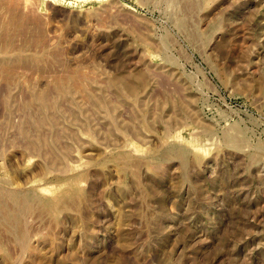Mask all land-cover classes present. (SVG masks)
Segmentation results:
<instances>
[{
  "label": "rangeland",
  "instance_id": "obj_1",
  "mask_svg": "<svg viewBox=\"0 0 264 264\" xmlns=\"http://www.w3.org/2000/svg\"><path fill=\"white\" fill-rule=\"evenodd\" d=\"M8 189L0 264H264V0H0Z\"/></svg>",
  "mask_w": 264,
  "mask_h": 264
},
{
  "label": "bare ground",
  "instance_id": "obj_2",
  "mask_svg": "<svg viewBox=\"0 0 264 264\" xmlns=\"http://www.w3.org/2000/svg\"><path fill=\"white\" fill-rule=\"evenodd\" d=\"M40 124L41 123H37V126H40ZM26 133L28 134V131H25V134ZM225 140L227 143H230L233 147H236L239 145V143L237 142L238 140L231 135H226ZM174 153L176 154V156L180 160H181L182 156H184V155H182V153L180 151L174 152ZM122 159L124 161H126V158L121 157V160ZM124 165L127 166V162ZM9 189L4 190L3 192H0V199L5 198L9 202V204L6 207L5 206L2 207V204H1V207H0V224L6 228V230L10 233V236H12L18 244L22 245L24 243V240H25V235H24V233H25L24 232V225L25 224L23 225V218L32 209L31 203H29L31 198L29 199L27 194H23L21 192H17V191H13V190L9 191ZM1 191H2V188H1ZM71 194H73V193H71ZM3 199H2V201L5 200V199L4 200ZM70 199H71L70 193H68V192L63 193V195H61V197L59 199L49 201L46 204V206L49 209L50 213L55 216L58 214L60 208H62V209L64 208L65 204L67 207V203L69 201H72ZM63 200H66V201L64 202ZM73 201H74V198H73ZM74 203L75 202L71 203V205L73 206ZM75 207H76V205H75Z\"/></svg>",
  "mask_w": 264,
  "mask_h": 264
}]
</instances>
